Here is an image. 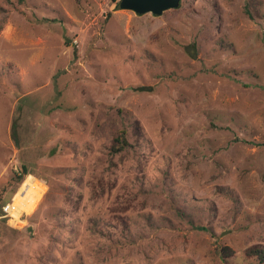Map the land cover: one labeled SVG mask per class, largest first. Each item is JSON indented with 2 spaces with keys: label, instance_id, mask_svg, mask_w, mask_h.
<instances>
[{
  "label": "rangeland",
  "instance_id": "rangeland-1",
  "mask_svg": "<svg viewBox=\"0 0 264 264\" xmlns=\"http://www.w3.org/2000/svg\"><path fill=\"white\" fill-rule=\"evenodd\" d=\"M120 2L0 0V264H264V0Z\"/></svg>",
  "mask_w": 264,
  "mask_h": 264
},
{
  "label": "trees",
  "instance_id": "trees-1",
  "mask_svg": "<svg viewBox=\"0 0 264 264\" xmlns=\"http://www.w3.org/2000/svg\"><path fill=\"white\" fill-rule=\"evenodd\" d=\"M181 5V3H180ZM180 7V6H179ZM143 87H140V89H142ZM17 122L18 121V118L15 119ZM18 123V122H17ZM18 133V131H17ZM127 130L123 129L119 132L118 136L115 137V140L113 141L114 144H113V151L114 152H121L123 151L125 148H127L128 146H130L131 142L129 141L128 137H127ZM18 137V135H17ZM17 140V139H16ZM19 145H21V143L18 142ZM28 166L27 165H23L22 166V169H21V173H16L14 178H13V181L14 182H17V183H20L23 181L24 177H26V175H28L30 172V170H28ZM8 186H4L2 188V191H1V197H0V214L3 213L5 214V212L3 211V207H4V204H5V198H6V194L10 193L9 192V189L7 188ZM203 229H206L207 230V227H204L202 226ZM221 250V254H222V257H227L230 255V252L227 250V247H222V249L220 248ZM248 253L249 254H252L253 256H257L259 257L260 259H262L264 261V248H262L261 246L259 245H256L254 247H251L249 250H248Z\"/></svg>",
  "mask_w": 264,
  "mask_h": 264
},
{
  "label": "water",
  "instance_id": "water-1",
  "mask_svg": "<svg viewBox=\"0 0 264 264\" xmlns=\"http://www.w3.org/2000/svg\"><path fill=\"white\" fill-rule=\"evenodd\" d=\"M181 0H121V8L131 9L139 14L151 12L161 15L164 11L178 8Z\"/></svg>",
  "mask_w": 264,
  "mask_h": 264
}]
</instances>
